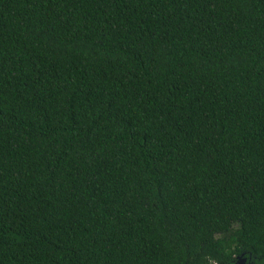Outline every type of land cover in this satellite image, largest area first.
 I'll return each instance as SVG.
<instances>
[{"label":"trees","instance_id":"obj_1","mask_svg":"<svg viewBox=\"0 0 264 264\" xmlns=\"http://www.w3.org/2000/svg\"><path fill=\"white\" fill-rule=\"evenodd\" d=\"M264 264V0H0V264Z\"/></svg>","mask_w":264,"mask_h":264},{"label":"water","instance_id":"obj_2","mask_svg":"<svg viewBox=\"0 0 264 264\" xmlns=\"http://www.w3.org/2000/svg\"><path fill=\"white\" fill-rule=\"evenodd\" d=\"M244 263H245V258L241 259V257H237L235 264H244Z\"/></svg>","mask_w":264,"mask_h":264},{"label":"flooded vegetation","instance_id":"obj_3","mask_svg":"<svg viewBox=\"0 0 264 264\" xmlns=\"http://www.w3.org/2000/svg\"><path fill=\"white\" fill-rule=\"evenodd\" d=\"M244 264H251V263L248 262V259L245 258V263Z\"/></svg>","mask_w":264,"mask_h":264}]
</instances>
